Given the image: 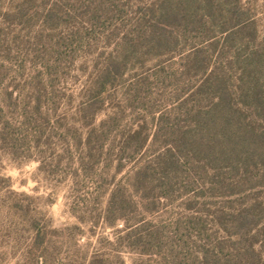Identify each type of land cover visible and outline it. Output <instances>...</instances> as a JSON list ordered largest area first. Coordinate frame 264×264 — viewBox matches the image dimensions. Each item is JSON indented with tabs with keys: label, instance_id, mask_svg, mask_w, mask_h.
I'll use <instances>...</instances> for the list:
<instances>
[{
	"label": "rangeland",
	"instance_id": "rangeland-1",
	"mask_svg": "<svg viewBox=\"0 0 264 264\" xmlns=\"http://www.w3.org/2000/svg\"><path fill=\"white\" fill-rule=\"evenodd\" d=\"M160 2L0 0V108L10 122L9 147L0 149V174L9 178L11 190L35 198L31 205L60 230L57 245L67 264H75L76 257L87 259L95 250L111 253L113 264H119V257L123 264H201L196 256L203 248L223 255L231 250L214 211L230 213L244 206L264 211V179L258 181L257 169L248 174L252 181L246 184L238 181V173L222 172L230 186L222 189H210L209 171L200 173L202 185L199 181L189 192L162 199L152 214L135 202L128 208L126 224H105L110 188H128L129 173L141 164H153L162 150L164 139L154 138L158 116L164 113V119L180 129L190 123L174 112L181 100H186V108L194 105L191 94L201 80L199 71H181L186 54L204 47L211 62L230 61L227 74L234 84L236 56L244 58L254 48L252 43H225L224 34L213 28L208 38L197 31L186 34L163 55L123 52V43L147 28ZM240 3L254 19L257 40L264 41V0ZM52 4L55 15L44 21ZM18 8L23 9L21 15H1ZM108 57L124 58L125 73L112 104L94 116L96 130L86 145L88 127L80 125L76 109L86 80ZM139 128L148 137L145 147L116 171L120 143ZM134 226L143 235L153 232V237L142 243L117 241ZM29 238L24 225L12 228L8 218L0 216V264H23ZM249 239L264 260V214Z\"/></svg>",
	"mask_w": 264,
	"mask_h": 264
},
{
	"label": "trees",
	"instance_id": "trees-1",
	"mask_svg": "<svg viewBox=\"0 0 264 264\" xmlns=\"http://www.w3.org/2000/svg\"><path fill=\"white\" fill-rule=\"evenodd\" d=\"M54 6L52 4L43 14L44 21L55 15ZM159 7L147 28L137 31L133 40L123 43V52L143 54L153 51L163 55L172 52L186 34L197 31L208 38L213 28L224 34L225 43H252L254 48L244 58L236 56L238 76L234 84H230L227 74L230 61L211 62L204 47H196L186 54L181 71H199L201 80L191 94L194 105L186 108V100H181L174 112L178 111L190 123L180 129L174 122L170 124L164 119V113L158 116L154 138L164 139L162 150L153 164H141L129 173L128 188L120 185L110 188L102 216L108 226H114L118 221L126 224L128 208L135 202L152 214L160 207L162 199L177 194V191L180 195L189 192L199 181L202 185L201 175L209 171L210 189L230 188L225 184L222 172L238 173V181L246 184L252 181L248 174L257 169L258 181L264 179V41L257 40L255 22L248 8L240 0H192L188 3L162 0ZM22 12L23 9L18 8L15 13L2 12L1 15L16 16ZM222 51L220 49L219 53ZM124 73L125 59L108 57L86 80L82 101L76 109L80 125L88 127L86 145L88 137L96 130L94 116L106 104H112L114 90ZM9 95L12 97L11 93ZM200 101L203 104L199 105ZM20 117L23 119V113ZM9 126V119L0 108L2 150L10 144ZM141 135L139 128L120 143L116 171L134 160L145 147L148 137ZM0 192H3L0 216L7 217L12 228L24 225L30 233L23 250V264H67L57 245L60 230L50 225L45 212L37 211L31 205L35 198L11 190L9 178L1 174ZM263 214L260 206H244L230 213L214 211V219L228 237L231 250L223 255L203 248L196 258L201 264H264L262 254L255 250L249 239ZM153 234L146 230L143 235L134 226L118 236L117 241L124 238L127 244L142 243ZM74 260L75 264H113L112 254L99 250L87 259L76 257ZM117 261L123 264L120 257Z\"/></svg>",
	"mask_w": 264,
	"mask_h": 264
}]
</instances>
